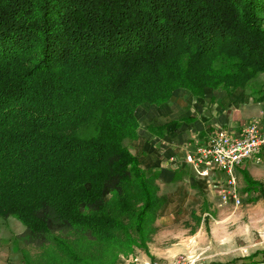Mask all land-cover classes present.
<instances>
[{"label": "trees", "instance_id": "obj_1", "mask_svg": "<svg viewBox=\"0 0 264 264\" xmlns=\"http://www.w3.org/2000/svg\"><path fill=\"white\" fill-rule=\"evenodd\" d=\"M261 72L264 0H0V216L66 264L147 249L166 197L126 144L139 106ZM260 253L226 264H264Z\"/></svg>", "mask_w": 264, "mask_h": 264}, {"label": "crops", "instance_id": "obj_2", "mask_svg": "<svg viewBox=\"0 0 264 264\" xmlns=\"http://www.w3.org/2000/svg\"><path fill=\"white\" fill-rule=\"evenodd\" d=\"M252 81L234 90L207 87L202 96L179 88L163 104L139 106L138 137L131 140L129 148L143 168L159 172L160 193L166 197L156 219H160L161 226L175 223L178 217L188 214L200 225L209 214L205 201L208 207L215 195L220 200L224 174L213 168L209 176H200L194 164L185 158L196 151L199 143L220 131L239 135L252 121L264 127V99H256L255 93L264 86L253 90ZM162 126L166 127L161 132L158 127ZM239 172L264 183V158L241 163L236 170L238 180Z\"/></svg>", "mask_w": 264, "mask_h": 264}, {"label": "rangeland", "instance_id": "obj_3", "mask_svg": "<svg viewBox=\"0 0 264 264\" xmlns=\"http://www.w3.org/2000/svg\"><path fill=\"white\" fill-rule=\"evenodd\" d=\"M253 79L250 86L253 90L264 86V73ZM126 144L130 147L131 140H126ZM238 175L243 196L241 205L222 204L215 195L207 201L208 207L205 201L204 207L209 214L200 225L189 214L178 217L168 226H161L158 219L147 240L148 248H136L133 253L119 255L118 264H153L175 259H182L186 264H226L244 257L248 260V256L260 251L256 259L264 258V198L258 191L247 190L243 174L239 172ZM24 230L25 225L16 217L0 216V264L8 261L14 264L70 262L63 249L53 243L42 247L26 245L17 237Z\"/></svg>", "mask_w": 264, "mask_h": 264}, {"label": "built area", "instance_id": "obj_4", "mask_svg": "<svg viewBox=\"0 0 264 264\" xmlns=\"http://www.w3.org/2000/svg\"><path fill=\"white\" fill-rule=\"evenodd\" d=\"M264 158V127L257 121L244 126L239 135L220 131L198 144L195 152L187 154L185 161L194 164L200 176H209L213 168L223 174L220 186L222 204L233 203L239 206L243 202L236 170L248 159ZM153 264H186L182 259Z\"/></svg>", "mask_w": 264, "mask_h": 264}]
</instances>
